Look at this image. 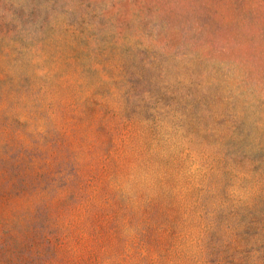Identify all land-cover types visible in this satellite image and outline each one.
Masks as SVG:
<instances>
[{
    "label": "rangeland",
    "instance_id": "374dc122",
    "mask_svg": "<svg viewBox=\"0 0 264 264\" xmlns=\"http://www.w3.org/2000/svg\"><path fill=\"white\" fill-rule=\"evenodd\" d=\"M264 264V0H0V264Z\"/></svg>",
    "mask_w": 264,
    "mask_h": 264
},
{
    "label": "trees",
    "instance_id": "16d2710c",
    "mask_svg": "<svg viewBox=\"0 0 264 264\" xmlns=\"http://www.w3.org/2000/svg\"><path fill=\"white\" fill-rule=\"evenodd\" d=\"M228 264H229V262H228ZM231 264V263H230Z\"/></svg>",
    "mask_w": 264,
    "mask_h": 264
}]
</instances>
